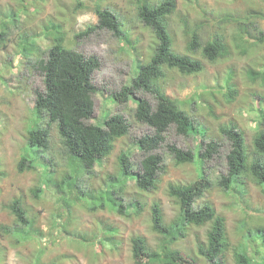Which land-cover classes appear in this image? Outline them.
Returning <instances> with one entry per match:
<instances>
[{
    "label": "rangeland",
    "instance_id": "374dc122",
    "mask_svg": "<svg viewBox=\"0 0 264 264\" xmlns=\"http://www.w3.org/2000/svg\"><path fill=\"white\" fill-rule=\"evenodd\" d=\"M27 1L28 11L33 10L34 14L28 17L27 13H21V22L17 28H12L7 46L4 49L0 46V170L5 173L0 177V223L12 220L2 208L3 201L23 196L30 214L37 215L35 228L45 233L43 236L47 243L43 246L45 260L53 259L56 262L61 261L62 264H138L132 257L131 235L134 233L144 235L154 248L161 239V235L151 229L150 202L152 199L160 201L163 219L169 221L177 212L172 198L168 195L169 184L190 182L196 177L195 163L175 164L166 144L174 143L179 148L196 152L203 150L207 142L216 141L218 152L209 160H204L202 164L205 176L210 179V188L195 200L194 206L197 208L204 201H209L224 216L229 241L225 256L231 261L234 248L248 240L245 234L249 229L252 231L256 225H264V189L255 183L251 175L243 179L246 185L245 193L237 196L228 194L218 182L221 175L227 174L226 156L231 148L230 140L221 131L223 126L230 122L235 123L244 134L249 156H253L252 140L259 128L260 110L264 107V81L261 77L250 75L248 71L251 68L264 71V35L259 33V30L264 32V15L250 18L252 23H248V32L245 36L251 42L250 47L255 45L247 52L233 50L226 57L214 62L204 59V70L196 74L166 70L167 74L159 80L160 84L170 96L178 100L184 102L193 98L191 104H185V108L194 117L196 124L206 128V133L182 135L176 132L174 126H170L164 132V141L152 151L162 159V168L157 172V187L155 191L139 192L135 185V173L140 170V161L145 153L138 145V139L144 134H153L154 130L136 119L134 99L123 103L115 101L112 97L113 92L130 83L136 74V59L140 62L147 61L149 49L155 43L152 31L136 16L134 0H98L102 6L114 9L122 19L123 29L127 35L121 37L114 35L107 28H97L76 36L97 23L98 18L93 10L96 0ZM78 1H81L83 6L75 8ZM176 1L177 10L170 15L169 26L175 36V44L180 49L184 47L183 17L201 19L203 21L201 31L206 36L208 33H220L222 26L227 35L231 36L238 30V20L234 19H242L247 9L256 8L264 12V0ZM15 4L17 0H0L1 8ZM66 5L69 14L64 7ZM226 13L230 15L231 20L222 22L221 16ZM50 19L62 23L67 35V46L85 55H96L99 59V68L92 74V82L97 90L92 94L94 110L88 121L102 124L109 114L119 112L130 123L128 133L114 142L112 151L98 160L91 172L79 171L78 182L82 190L92 192L93 198L99 197L100 190L107 183L116 181L119 176L118 156L121 151H125L133 163L134 176L128 175L124 190L118 195L121 201L126 203L136 199L148 201L147 206L138 214L128 216L107 209L92 211L81 203L85 201L84 197L68 208L65 198H60L62 194L57 191L54 184L45 182L42 168L38 163H35L37 165L35 169L28 168L27 163H24L23 170H18L22 147L26 143V128L31 127L29 121L35 102L34 91L43 89V75L33 65L34 56L27 57L18 50V35L24 32L23 30L30 35L34 33L32 41H36L44 49L47 47L49 34L42 31V24H47ZM134 45L135 50L132 48ZM227 79L235 84V92L226 91L224 85ZM210 91H213L214 95ZM135 93L136 97L146 98L154 105L155 98L152 93L141 90ZM42 154L45 155L48 166L57 170L58 175L62 172L71 173L74 169L73 162L66 156L54 127L50 128L49 147ZM34 185L43 188V191L39 192V197L32 195L31 188ZM85 197H88L89 201L93 200L89 195ZM115 198L116 201H120L116 195ZM59 201L63 204L61 205ZM57 213H60V216H57ZM56 221H59L61 227L55 224ZM105 225L116 228L114 234L116 245L113 247L108 243L94 242L97 236H104L102 227ZM205 228L206 226L191 227L189 235L182 238L177 245L187 252L190 250L196 264H214L202 256L195 255L197 242L206 238ZM48 234L54 235L53 239L50 235L46 236ZM85 238L93 239L88 243L94 245L88 247L86 246L88 243L83 244ZM0 243L4 246L6 264H27V258L34 253L32 242L25 246H13L11 240L0 238Z\"/></svg>",
    "mask_w": 264,
    "mask_h": 264
},
{
    "label": "trees",
    "instance_id": "16d2710c",
    "mask_svg": "<svg viewBox=\"0 0 264 264\" xmlns=\"http://www.w3.org/2000/svg\"><path fill=\"white\" fill-rule=\"evenodd\" d=\"M134 3L138 20L152 31L155 43L149 49L147 61L140 62L136 59V74L130 83L113 92L112 97L115 101L123 103L134 99L136 119L154 130L153 134H144L138 139V145L145 155L140 161V170L135 173V185L139 192H150L155 191L157 172L162 168L161 156L152 151L164 141V132L170 126H174L176 132L182 135L190 133L205 135L206 133V128L196 124L194 117L185 108V104H191L193 98L183 102L170 96L159 80L166 76L167 69L176 70L182 74H196L204 70V59L214 62L226 57L233 50L247 52L255 45L250 47L251 42L245 36L248 32V23H252L250 18L264 15V12L256 8L247 9L242 19H234L238 20V30L231 36L227 35L224 26L220 28V33H208L206 36L201 31L203 27L201 19L183 17L184 47L180 49L175 44V36L169 26V17L176 12L177 1L134 0ZM28 5L27 0H17L14 6L0 7V46L2 49L7 46L12 28L19 26L21 13H27L28 17L34 14L33 10L28 11ZM81 6H83L81 1L76 2L75 8ZM64 7L69 14L67 5ZM93 10L98 18L97 23L76 36L97 28H107L118 37L127 35L123 29L122 19L114 9L104 7L96 0ZM221 20L222 22L230 21V15L223 14ZM42 27V31L49 34V41L44 49L36 41H32L35 37L34 33L30 35L23 30L24 32L18 35V50L27 57L34 56L33 65L43 75V89L34 91L35 102L32 118L29 121L31 127L26 128V143L22 147L18 170H23L24 163H27L28 168L35 169L37 167L35 163H38L42 168L45 182L54 184L57 191L62 194L60 198H65L68 208L84 197L85 201L81 203L92 211L107 209L128 216L140 213L147 206L148 201L136 199L126 203L121 201L118 195L123 192L128 175L134 176L133 163L125 151H121L118 156L119 176L116 181L107 183L100 190L99 197L93 198L91 191L82 190L78 182L79 171L91 172L95 163L112 151L114 142L128 133L130 123L119 112L109 114L102 124L88 121L94 110L92 94L97 90L92 82V74L99 68V59L96 55H85L67 46V35L61 22L50 19L47 24H42ZM259 33L264 35L263 31L259 30ZM132 48L135 50L136 46ZM248 73L261 77L264 81V71L251 68ZM230 79L226 80L224 87L227 92L232 93L236 91V88ZM138 90L152 93L155 98L154 105L146 98L136 97L135 92ZM210 93L214 95L213 91ZM208 107L210 111V106ZM260 118L259 128L252 140L253 156L251 157L246 147L244 134L235 123L230 122L221 128L230 140L231 148L226 156L227 174L221 175L218 182L223 185L224 191L228 194L234 196L244 194L246 185L243 179L250 175L255 183L264 189V159L262 158L264 157V107L260 110ZM51 127L55 128L66 156H69L73 162V173L62 172L61 176L58 175L57 170L48 166L49 163L42 154L49 147ZM166 146L175 164L195 163L196 177L190 182L169 184L168 195L177 208V212L169 221L163 219L161 202L152 199L149 205L151 229L160 234L161 239L154 248L144 235L132 234L130 237L131 251L135 263L196 264V259L190 250L187 252L177 245L182 238L189 235L191 227L206 226V238L204 241L197 242L196 256H202L214 264H264V250H261L264 249V225H256L252 231L249 229L245 234L248 240L234 248L232 260L228 261L225 251L228 249L229 241L224 216L209 201H204L197 208L194 206L195 200L203 196L210 188V179L205 176L202 164L204 160H209L218 152V143L209 141L203 150L196 152L179 148L174 143H167ZM4 174V171L0 170V177ZM42 191L43 188L40 185H34L31 188L32 195L35 197H39V192ZM73 193L76 194L73 195ZM85 195H89L93 200L89 201ZM115 195L120 201H116ZM59 202L63 204L62 201ZM2 208L12 220L0 223V238L11 240L13 246H25L28 242H32L34 253L32 252L33 255L27 258V264H62L61 261L44 259L43 246L47 245L43 240L45 233L35 228L34 222L37 220V215L30 214V209L24 202L23 196H15L10 201H3ZM57 216H60V213H57ZM55 224L61 227L59 221ZM102 230L104 236H97L94 242L115 246L116 228L112 225H105ZM37 231L38 234H36ZM49 235L53 239L54 235L46 236ZM92 240L85 238L83 244ZM90 245L94 243L86 244L88 247ZM0 264H6L2 243H0Z\"/></svg>",
    "mask_w": 264,
    "mask_h": 264
}]
</instances>
